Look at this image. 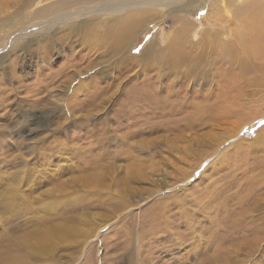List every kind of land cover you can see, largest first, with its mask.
Segmentation results:
<instances>
[{
    "label": "rangeland",
    "instance_id": "1",
    "mask_svg": "<svg viewBox=\"0 0 264 264\" xmlns=\"http://www.w3.org/2000/svg\"><path fill=\"white\" fill-rule=\"evenodd\" d=\"M24 2L25 0H0V18L22 7ZM204 14L203 10H199L184 16L186 21L196 26L192 36L193 42L197 41L201 31L210 33L211 30L210 35L215 32L213 24L210 29V22L205 21ZM11 19H15V16ZM168 26L166 18L160 25L152 24L149 28L147 25L143 26L141 32L144 34H140L130 54L133 57L140 55L150 40H154L151 50L158 45L164 46L161 37L165 38L167 33L173 31L172 26ZM222 26L219 30L222 32L220 41L233 43L235 41L233 37L224 36L229 33L225 22ZM2 27L4 25L0 26ZM230 29H235L234 25L230 26ZM2 33L0 31V36ZM103 33L104 30H96L94 38L88 36L82 38L80 34V38L73 39L75 42L72 46L73 52L82 58L88 48L93 58L95 54L93 44L103 42L105 38L104 36L101 38ZM8 42L9 39H6L1 45ZM136 48H140L141 51L136 53L134 51ZM57 52L55 49L49 60V63L53 61L55 66L65 65L66 59L72 55L70 50L61 54ZM221 56L222 52L217 51L216 58L219 59ZM18 61L13 72H10L14 67L11 64H6L5 69L0 67V103L3 102L0 104V134L6 130L9 143L15 140L12 148L9 146L4 151L0 149V167L5 168L3 165L7 164L4 155L13 157L26 151L25 172H29L20 175L22 180H28L31 176L27 185L33 187V190H29L26 185L21 187L19 194L26 198L23 207L19 206L20 202H14L11 207L15 212H4V215L0 213V238L3 235L7 238L0 246L1 248L4 246L3 249L0 248V256L1 252L9 256L16 254L17 249H6L8 243L13 242L17 246L23 233L35 227L38 220L44 221L50 217L62 221L67 219L69 223L77 225L78 231L70 239V243L57 246L47 258H40L32 252L26 254L29 264H264V209L250 208L248 198L244 196L240 201L237 193L241 185H253L257 188L256 185L260 187L264 182V142H261L264 140V76L260 84L258 83L262 73L248 70L232 88L231 84L224 86L219 75L215 76L216 82L212 87H200L196 84L198 80L191 81L193 78H189L190 81L187 82H175L174 86L170 84V90L177 92L179 99L183 96L181 94L183 90L200 92L199 97H193V101L202 107L190 109L187 106L183 108L184 106L180 104L178 107L175 106V110L180 109L181 112L175 113L172 109H158V105L155 110H152L153 106L146 108V105L153 102L155 91L158 89L157 86L149 87L147 80H151L150 76H155L157 70L155 68L148 70L147 64L143 65L138 61L134 67L120 70V73L126 71L125 74H132L136 71L134 78L143 82L141 88L148 89L144 94L142 92L139 94L138 102L145 107L144 117L124 122L115 116L117 109H124L127 105L137 103L132 102L134 89L132 84L136 81L130 78L127 82L121 83L118 81L120 74L111 70L110 72H115L117 82L112 79L109 82L113 76L111 74L104 80L96 78V81L101 87L103 85L106 87L109 82L105 88H109L108 93L112 92L108 87L111 83L118 91L124 94L128 92L127 97L123 95L121 102L117 98L118 94L111 99L102 95L104 101L98 113L96 110H89L90 107L79 110L82 102H73L69 108L71 112L69 115L66 114L67 117L64 116L65 120L55 118L63 111L58 109L57 115L46 112L45 122H41L44 115L40 114L43 111L38 109V101L45 98L47 89L35 85L42 83L47 76L41 69L36 70L38 66L34 61L31 65L22 60ZM81 64L83 67L84 63ZM109 67L108 65L106 68L109 70ZM141 69L147 70L146 75L141 74ZM48 72L44 71L46 74H49ZM78 79L80 81V78ZM167 79L164 84L170 83ZM160 93L166 95L164 91ZM101 100H95L94 105ZM160 100L157 96L156 101ZM82 101L87 102L89 106L93 104V98L89 100L82 98ZM108 109H112L109 118L103 120L102 116ZM19 110L30 120L24 122L21 136L16 134L18 122H15ZM196 111L206 116L207 122H196L192 118ZM50 115L52 116L48 117ZM81 115L90 125L89 129L93 124V134L87 138L84 148L87 153H83L84 155L73 150L74 148L78 150V145L85 146L83 144L86 140L74 138L79 129L75 123H70V119ZM173 116H177L179 120L172 122ZM61 121L67 122L64 127L62 126L64 129L61 127ZM261 130L263 136L255 139L254 134ZM55 134L57 138L52 143ZM107 134L109 139L106 138V141L109 140L107 143H111L112 146L102 147ZM116 137L117 140H114ZM17 138L20 141L16 140ZM36 139L40 142L34 144L36 146L32 152L28 151L29 144ZM63 144L68 146V154L62 155L63 151H68L67 148H62ZM106 150L113 153L110 159L104 154ZM220 155V158L225 156L217 163V156ZM87 157L96 167L88 166ZM11 164L15 168L10 167ZM11 164L6 169L8 172L3 170L11 175L2 172L5 177L7 176L6 180L10 176L13 177L17 168L15 162ZM105 165L107 166L103 169ZM89 173L93 175L101 173L102 180L96 181L92 175L90 180L83 182L82 179ZM40 179L41 186H37ZM101 184H105L107 192L99 189ZM60 188L66 190L59 194ZM147 189L149 191H145ZM179 190H182L180 195L183 199L185 197V200L162 198ZM117 192L121 194L117 195ZM157 193H160V196L154 197ZM50 197L61 200L53 203L55 208L52 209V214L42 213V202H47ZM162 199L167 202L164 209L158 203ZM253 199H257V203L264 200V190L257 192L251 198ZM72 228L75 231L76 227Z\"/></svg>",
    "mask_w": 264,
    "mask_h": 264
},
{
    "label": "bare ground",
    "instance_id": "2",
    "mask_svg": "<svg viewBox=\"0 0 264 264\" xmlns=\"http://www.w3.org/2000/svg\"><path fill=\"white\" fill-rule=\"evenodd\" d=\"M199 10L205 12L204 19L206 22H210V29L211 24H213L212 27L215 32L210 35L211 30L209 31L210 33L201 31L197 41L193 42L192 36L196 30V26L186 21L184 16L191 15V12ZM12 16H15V19H11ZM165 18L168 19V27L172 26L173 29V31L167 33L165 38L161 37L165 45H158L154 50H151L154 40H150L148 44L145 45L140 55L133 57L130 54L131 49L136 46L140 34H144V32H141L142 27L147 25V28H149L152 24L154 26L160 25ZM224 22L226 24V30L229 32L224 36L226 38L233 37L235 40L233 43L220 41V34L222 32L219 30L223 27L222 25ZM2 25H4V27L0 28V31L3 32L0 36V67L4 68L6 64H11L13 66L17 65L19 62L18 60H22L28 65H31L34 61L35 64H37L36 66H38L36 70L41 69L43 74L47 76L42 83L35 85L36 87L44 86L45 90L47 89L45 98L38 101V109L43 111L40 112V114L44 115V117L41 118V122H45L46 112L49 111V113H52L53 115L54 113L56 114L58 109L63 111L55 118L57 120H65L64 116H66V114L69 115V112H71L69 108H71L73 102H82L79 106V110L88 109L87 107H90L89 110H96L97 113L100 112L101 109L99 108L104 101V98L102 99L101 97L102 95H106L107 98L111 99L114 95L118 94L117 98H119L121 102L122 97L124 98L123 95L127 97L128 92L124 94L122 91H118L116 87H113V83L108 86L110 87V90L112 89L111 93H108L109 88L105 89L107 85L110 84L109 82L111 79L117 82L115 72L120 74L118 81L121 83L123 81L127 82L130 78L136 81V83L132 84L134 89L133 94H131L132 102H137L133 103L131 106H125L126 108L124 109H117L114 113L115 116H118L124 122H131V119L134 120L135 118L139 119L140 117H144L145 114L143 113V110L145 107L138 101L140 92L144 94L148 89L141 88L143 82H139L134 78V76H136L135 74H137L136 71H133L134 69L131 70L134 72L132 74H125L126 71L120 73V70H128L129 67H134L138 61L139 63H143V65L147 64L149 66L148 70L151 68L157 70V74L154 72L156 75L150 76L151 80H147L149 87L153 86L154 88L157 86L158 89L157 92L155 91L156 95L153 102H150V105H146V108L149 109L153 106L152 110H155L158 105V109H172L175 113L181 112L180 109L175 110V106L178 107L180 104L184 106L183 108L187 106L190 109L202 107L200 104L193 101V97L198 96L200 92L183 90V92H181L183 96L179 99L177 92L170 90V84L171 86H174L173 84L175 82H187L190 81L189 78H193L191 81L198 80L196 84L200 87H212L216 82L215 76L219 75L223 85L226 86L227 84H231L230 88H232L244 73L248 72V70L262 73V77L258 80L259 84L264 76V0H25L22 7L14 10L11 14H5L3 18H0V26ZM232 25L235 27L233 30L230 29V26ZM91 30H93V33H91ZM96 30H104V33L101 35V38L103 36L105 37L103 42L98 41L97 44H93V53H95L93 58H91L92 53L88 48L85 51L86 54L80 58L81 55L78 56L79 54H75L76 52L74 53L72 50V46L75 45L73 39L77 37L80 38L81 35L82 38L85 36H96ZM93 38H91V41L89 39V41L92 42ZM6 39H9V42L6 45H1ZM82 43L83 42H80V44ZM99 44H105L106 46ZM10 47H14V49H10ZM55 49L60 54L64 51L69 52V50L72 52V55L66 59L65 65L59 64L55 66L52 63L53 61L49 63ZM219 50L222 52V56L218 59L216 58V52ZM106 57L108 58L105 59ZM209 61L210 65L208 66ZM81 63H84L83 67ZM108 65L110 66L109 70L106 68ZM103 66H105V68ZM14 70L15 66L11 68L10 72H13ZM45 70L49 71V74L44 73ZM111 70H114L115 72L112 73L110 72ZM146 72V69L144 71L141 69L142 75H146ZM206 73L209 75L205 76ZM37 74L39 73L37 72ZM108 74L113 76H111L106 87L105 85L101 87L96 80H104ZM172 76L174 77L173 79ZM78 78H80V81ZM166 79L169 80L170 83L164 84ZM54 84L56 85L53 86ZM49 88L51 89L49 90ZM181 88L179 87V89ZM235 88L238 89L236 86ZM231 90L229 91L231 92ZM163 91L166 95L160 93ZM49 93L50 95L48 96ZM209 94L206 96L207 101L209 100ZM157 96L161 99L159 102L156 101ZM82 98L86 100L93 98V104L89 106L87 102L82 101ZM95 100L101 101H98L99 103L94 105ZM30 105L32 106V104ZM232 106L233 105H231V107ZM75 108L78 109V107ZM26 109L29 110L28 108ZM111 111L112 109L106 110L105 114L102 116L103 120L109 118ZM185 114L188 115L186 112ZM16 115L15 122H18L16 134H20L21 136V130L24 129V122H30V120H28L20 110ZM52 115L48 117H51ZM76 117L77 118L70 119V123H75L79 129L74 138H84L86 142L84 144L82 143L85 146L78 145V150L76 148L73 150L75 153L78 152V154H83L87 153L84 148L87 144V138L93 134V124L92 128L89 129L90 125L82 119V115L81 117ZM152 117L153 116H151V118ZM192 118L196 120V122H207V117L201 115L199 111H196V114L192 115ZM256 119L257 118H255V120ZM178 120L179 118L177 116H173L172 122ZM62 121L61 127H64L67 122L62 123ZM46 130H48V126H46ZM107 130L109 131L108 128ZM6 133L7 131L5 130L4 133L1 132L0 134L1 151L6 150L9 146L12 148L13 142L15 141L11 140L9 143ZM254 135L255 139L256 137L260 139V137L263 136V130ZM56 138V134L53 135L52 143L55 142L54 140H56ZM106 138L109 139V134L105 135L102 147L112 146L111 143H107L110 141H106ZM18 139L19 138L16 140ZM114 140H117V137ZM38 141L39 140L37 139L31 141L32 143L29 144L30 149H28V151L32 152L36 146H34V144ZM261 142H264V140H261ZM62 148L68 149V146L63 144ZM68 152L69 149L68 151H63L62 155H64V153L68 154ZM43 153L45 154V152ZM24 154H26V151L22 154L14 155L13 157L10 155H4L7 164H2L5 168L0 167L1 214L4 212H15L11 207L14 202H20L19 206L21 207L26 203V198L21 197L19 194L21 187L23 188L26 185L29 187V190H33V187H30L29 184L27 185L31 176L28 180H22L20 175H25L29 172H25L27 165ZM104 154H106L107 159H110L113 156V153L109 150H106ZM224 156L225 155H223V157ZM217 157V163H219V159L221 161L223 157L220 158L221 155ZM88 160V166L96 167V165L93 166V161L90 158H88ZM14 162L16 163V169L22 171L17 170L20 173L16 174L17 171L15 169L13 177L11 178L10 176V178L6 180L7 176L5 177V174L3 175L2 172L7 173V167ZM106 166L107 165H105L103 169L106 168ZM10 167H14L13 164H11ZM4 169L7 172L3 171ZM84 169H86V167ZM133 170L134 169H132V172ZM91 172H93V170ZM92 175L93 174L89 173V175H86L85 179H82V181L85 182L90 180ZM93 179L96 181L102 180V174L99 173L93 175ZM125 181L126 183H129L127 180ZM248 181H250V179H248ZM41 182L42 179L37 183V186H41ZM66 187L64 186V188ZM104 187L105 184H101L99 189L102 188L104 192H107ZM256 187L257 188H254L253 185H241L237 193L240 201L241 198L243 199L244 196H246L250 208L261 210L264 209V200H260V202L257 203V199L251 200V198L260 190H264V182L262 183V186L258 187L256 185ZM65 190L66 189L60 188L58 192L59 194H62ZM145 191H149V189ZM181 191L179 190L172 195H164L162 198L165 199L164 197H167L175 198V200H185V197L183 199L182 195H180ZM119 194L121 193L117 192V195ZM159 194L160 193H157L154 197L160 196ZM163 199L158 201V203L161 204L164 209L167 207V202L163 201ZM60 200L61 198L51 199L50 197L47 199V202H42V213L52 214V209L55 208L53 203L56 204ZM48 218L49 219H44V221L38 220L37 224L34 225L35 227H32L30 230L28 229L26 233H23L17 242V246H15V243L13 242L8 243V247L5 246L6 249H17V252L11 256L6 255L5 252H1L2 256H0V263L26 264L27 262V264H29L27 260L28 255L26 254L32 252L40 258H47L57 246L70 243V239L74 236L75 232L78 231L77 225L69 223L67 219L62 221L57 218ZM166 223L169 225L168 221H166ZM72 227H76L75 231ZM101 229H98V231ZM97 237L98 235L96 238ZM6 239L5 235H3V237L1 236L0 246L3 245V241ZM3 248L4 246L1 249Z\"/></svg>",
    "mask_w": 264,
    "mask_h": 264
},
{
    "label": "snow or ice",
    "instance_id": "3",
    "mask_svg": "<svg viewBox=\"0 0 264 264\" xmlns=\"http://www.w3.org/2000/svg\"><path fill=\"white\" fill-rule=\"evenodd\" d=\"M201 15H203V13H201ZM134 51H135L136 53H139V52L141 51V49H140V48H136V49H134Z\"/></svg>",
    "mask_w": 264,
    "mask_h": 264
}]
</instances>
